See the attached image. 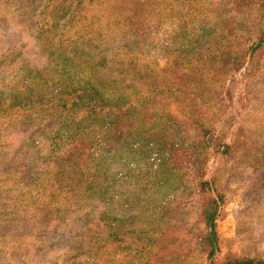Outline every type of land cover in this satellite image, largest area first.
<instances>
[{
    "label": "rangeland",
    "instance_id": "1",
    "mask_svg": "<svg viewBox=\"0 0 264 264\" xmlns=\"http://www.w3.org/2000/svg\"><path fill=\"white\" fill-rule=\"evenodd\" d=\"M248 1L0 0V264H210L212 227L215 258L264 259V0ZM87 84L104 110H63Z\"/></svg>",
    "mask_w": 264,
    "mask_h": 264
},
{
    "label": "trees",
    "instance_id": "2",
    "mask_svg": "<svg viewBox=\"0 0 264 264\" xmlns=\"http://www.w3.org/2000/svg\"><path fill=\"white\" fill-rule=\"evenodd\" d=\"M239 1L245 2L247 0H239ZM253 1L254 0H250L248 1V3L250 2V4H252ZM261 10L263 11V9ZM263 44H264V34H261L259 38V45L256 46L252 54L262 49ZM68 60H69L68 58L65 59V61ZM81 91L82 93L77 95L75 94V92H68L67 94L62 95L59 98V105H61L63 110L68 107H72L77 104H80L82 101L85 100L88 102L89 105V109H88L89 115L104 110L102 106L103 101L100 99V94L98 93L97 90H95L92 87V85L87 84V86L83 88ZM206 134H208L207 131L203 133V136L205 137ZM227 149L228 147H225L223 149L222 147H218L215 153L216 154L220 153V155H222L226 153ZM198 172L199 173L197 174V182H196L195 190L197 191L200 200L199 218L201 219V221L208 224L209 221L216 215L218 211V204H217V200L212 196L210 182H208L205 179V168L202 167ZM216 195L217 198L219 199L220 197H218V193H216ZM212 237L213 240L216 243H218V238L216 236V233L213 231V227H212ZM202 245L205 253L207 254V259L210 260V264H264V259L262 258L242 257V256H237L230 252H226L221 259L218 257L215 258L214 257L215 249L213 247V241L211 240L209 234H206V236L203 238Z\"/></svg>",
    "mask_w": 264,
    "mask_h": 264
},
{
    "label": "water",
    "instance_id": "3",
    "mask_svg": "<svg viewBox=\"0 0 264 264\" xmlns=\"http://www.w3.org/2000/svg\"><path fill=\"white\" fill-rule=\"evenodd\" d=\"M213 220H214V219H212V220L210 221V223H209V230H210V232H211V224H212ZM211 240L213 241V246H214L215 251H217L216 244L214 243V240H213L212 237H211Z\"/></svg>",
    "mask_w": 264,
    "mask_h": 264
}]
</instances>
